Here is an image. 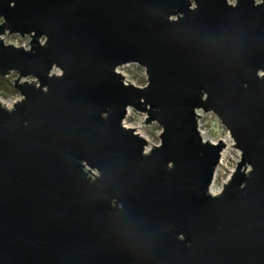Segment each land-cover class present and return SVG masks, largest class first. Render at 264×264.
Returning <instances> with one entry per match:
<instances>
[{"label":"water","instance_id":"water-1","mask_svg":"<svg viewBox=\"0 0 264 264\" xmlns=\"http://www.w3.org/2000/svg\"><path fill=\"white\" fill-rule=\"evenodd\" d=\"M230 1L0 0V264H264V0ZM196 111L240 153L216 195Z\"/></svg>","mask_w":264,"mask_h":264},{"label":"rangeland","instance_id":"rangeland-1","mask_svg":"<svg viewBox=\"0 0 264 264\" xmlns=\"http://www.w3.org/2000/svg\"><path fill=\"white\" fill-rule=\"evenodd\" d=\"M234 2V1H233ZM231 2V4L233 3ZM2 20L0 19V23ZM5 44H10L15 47H22L28 49L27 44L30 41L29 36L19 37L16 35H5L2 37ZM124 82L131 84L136 87H144L146 85V76L144 69L136 64H129L116 69ZM9 86L13 87L14 81L17 79V74L11 73L8 77L4 78ZM27 82H33V79H26ZM36 84V83H35ZM21 98L17 93H11L6 90L0 91V101L5 104V108L11 109L13 104L19 101ZM199 116L198 124L203 132V137L208 142L217 143L218 141L227 140L229 133L222 126L220 121L211 113H203L201 111L196 112ZM145 114L138 113L132 109L127 111L126 117L123 120V126L126 128H135L134 133H139L147 140V144L151 147L146 146L145 152L151 150L154 146H157L159 141V135L161 133V128L152 123L150 125H145ZM232 140L225 145L223 150L224 156L222 163L219 165L215 172V176L211 186L213 185V192L219 194L222 190L224 184H226L231 178L232 173L235 171L236 164L240 161V153L232 148Z\"/></svg>","mask_w":264,"mask_h":264},{"label":"bare ground","instance_id":"bare-ground-1","mask_svg":"<svg viewBox=\"0 0 264 264\" xmlns=\"http://www.w3.org/2000/svg\"><path fill=\"white\" fill-rule=\"evenodd\" d=\"M233 1H234V0H233ZM233 1H230V3L233 2ZM233 3H234V2H233ZM233 3H232V4H233ZM0 104H1L3 107H6L5 104L2 103L1 101H0ZM136 134L138 135L139 133H136ZM138 136L141 137L142 139H144V140L146 141V143H147V140H146L143 136H141L140 134H139ZM229 141L231 142V138H230V136H228V139H227V140H222V142H223L224 145H228V142H229ZM147 146H148V148L151 147L150 144H147ZM222 152H223V151H222ZM223 156H224V152L222 153V159H223ZM221 163H222V161H221ZM212 188H213V185H212L211 188H210V192H211V194H213V195L217 194V192H213Z\"/></svg>","mask_w":264,"mask_h":264},{"label":"trees","instance_id":"trees-1","mask_svg":"<svg viewBox=\"0 0 264 264\" xmlns=\"http://www.w3.org/2000/svg\"><path fill=\"white\" fill-rule=\"evenodd\" d=\"M6 89H8V91H10L11 93H16L14 88L12 86H9L4 78L0 77V91Z\"/></svg>","mask_w":264,"mask_h":264},{"label":"built area","instance_id":"built-area-1","mask_svg":"<svg viewBox=\"0 0 264 264\" xmlns=\"http://www.w3.org/2000/svg\"><path fill=\"white\" fill-rule=\"evenodd\" d=\"M27 46H28V48H29V44H27ZM14 105V104H13ZM196 112H198V111H196ZM199 119V118H198ZM198 119H197V129H198V131H199V134H200V136L202 137V139L204 140V141H206L205 139H204V137H203V132H202V130L200 129V126H199V124H198ZM210 143H212V144H215V143H213V142H210ZM223 153V152H222ZM222 153H221V157H220V160H219V165L221 164V161H222ZM219 165L217 166V168L219 167ZM217 168H216V170H217ZM216 170H215V172H216ZM214 176H215V174H214ZM211 188V187H210ZM216 195V194H215Z\"/></svg>","mask_w":264,"mask_h":264},{"label":"snow or ice","instance_id":"snow-or-ice-1","mask_svg":"<svg viewBox=\"0 0 264 264\" xmlns=\"http://www.w3.org/2000/svg\"><path fill=\"white\" fill-rule=\"evenodd\" d=\"M262 75H264V73H262Z\"/></svg>","mask_w":264,"mask_h":264}]
</instances>
